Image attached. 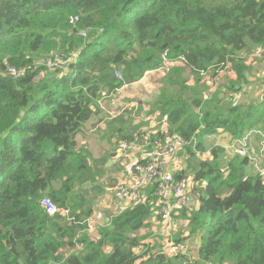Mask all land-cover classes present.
I'll list each match as a JSON object with an SVG mask.
<instances>
[{
    "label": "trees",
    "instance_id": "16d2710c",
    "mask_svg": "<svg viewBox=\"0 0 264 264\" xmlns=\"http://www.w3.org/2000/svg\"><path fill=\"white\" fill-rule=\"evenodd\" d=\"M257 50L264 54V0H0V264H264V170L237 153L223 162L224 147L205 141L219 131L264 137V78L252 74L263 62ZM164 52L157 96L123 137L131 140L153 116L166 130H145L187 140L174 176L188 177L193 196L172 214L169 234L149 185L137 202L94 224L91 236L83 220L95 211L92 199L114 186L105 166L113 154L91 157L76 135L102 92L158 71ZM74 53L64 69L46 60ZM227 63L229 73L216 74ZM28 65L16 78L6 72ZM45 197L76 221L51 223ZM166 238L180 246L172 255Z\"/></svg>",
    "mask_w": 264,
    "mask_h": 264
},
{
    "label": "built area",
    "instance_id": "2783aa9c",
    "mask_svg": "<svg viewBox=\"0 0 264 264\" xmlns=\"http://www.w3.org/2000/svg\"><path fill=\"white\" fill-rule=\"evenodd\" d=\"M77 17L70 18L71 25L74 24ZM55 54L54 59L46 58L47 63L54 69H63L67 64L73 61V57ZM163 68H167L169 62L166 58V53L162 54ZM230 63L219 65L216 73H229L228 68ZM30 66L20 68L7 67L6 72L9 76L16 78L26 73ZM118 77H121L119 71H115ZM260 134L259 131H251L248 136L243 135L241 138L235 139L239 147L236 153L250 157L249 153H245L244 146L248 145L252 135ZM132 139L125 138L118 142V148L122 150L123 155L128 157L126 164L117 174L114 180V186L111 188V193L116 194L115 201L121 202L124 205L137 202L144 194L147 186H154V195L157 197L156 214L161 220L162 231L169 234L173 226L172 214L178 209L189 204L193 196L190 180L187 176H174V172L181 169L180 163L176 162L177 149L187 143L181 135L177 133L164 132L159 136L155 135L154 131L137 130L132 134ZM152 136V137H151ZM140 151V156L134 157L133 153ZM260 155L264 156V138L259 140ZM131 154V155H130ZM116 155H121V152H116ZM132 156V157H130ZM46 214L51 223H70L75 222L68 207H57L54 202L45 197L41 200ZM89 218L83 220L88 225V229L93 227V222ZM90 222V223H89ZM168 243V239L164 240Z\"/></svg>",
    "mask_w": 264,
    "mask_h": 264
},
{
    "label": "rangeland",
    "instance_id": "374dc122",
    "mask_svg": "<svg viewBox=\"0 0 264 264\" xmlns=\"http://www.w3.org/2000/svg\"><path fill=\"white\" fill-rule=\"evenodd\" d=\"M140 3L137 2V5ZM254 55L256 57H259L262 59V64L261 66L255 65L252 69V74L254 76L262 77L263 76V68H264V54H259V51L257 50L256 52H254ZM254 61V60H253ZM39 61H36V63L40 64ZM255 62V61H254ZM51 67V66H50ZM54 69V67H51ZM49 71H52L49 69ZM164 69L163 68H159L158 71L156 72H150L147 73L142 79H140L137 82H132L131 84H127L122 86L121 88H119V90L111 92V93H107V92H102L99 98V102H101V100L105 97L107 100H109L110 102H112L113 105L116 106L117 109L121 110V106L118 105V102L116 103V100L123 102V104L126 102V104L124 106H126V108L124 109V112L127 114V118L129 115H134L136 118H138L139 120L142 121L143 115L142 113H146L149 110V106L147 105V100L149 99H153V95L157 96L156 91L159 88V80L160 77L162 76V74L164 73ZM217 74V73H216ZM208 75V74H205ZM207 86H210V84H206ZM254 86V85H253ZM254 89V87H253ZM132 99V101H128ZM104 100V99H103ZM140 101V102H139ZM135 104H139L141 106V108L137 109V107H135ZM112 105V106H113ZM133 105V107L128 108L127 106ZM123 115V113L121 114ZM126 117V116H125ZM135 117H133V120H136ZM140 121V122H141ZM139 122V123H140ZM146 124H152L153 125V129H159L162 125L164 126V130H166L165 127V123L162 121H157L155 120V118L153 116H149L148 119L146 118ZM87 125H83V127H81L82 129H85ZM251 131L254 130H249L247 131L244 135L248 136V134H250ZM110 132L107 129H103V131H98V133H95V130L93 132H88L89 136L86 137L87 142H88V147L90 149H87V143H85V149H87V151L91 154V157H97L99 156L101 150L103 152L104 148L107 146V142H109V140L111 139V137L107 134H109ZM264 138L261 134H257V135H252V138L249 142L248 145L244 146L245 149V153H249L250 155V159L251 161H253V167L255 168V170H259L262 168V171L264 170V156L260 155V151H259V140ZM77 139V143H81L82 138L81 135L78 132V135L76 137ZM207 144H216L219 146H223L224 147V154H220V158L222 159V161H226V159L228 158L227 156L229 154H233L236 153V149L239 147L238 142L235 139L229 138V136L223 132V131H219L216 132L214 134H211L209 136L206 137L205 139ZM209 146H207L206 149H208ZM84 148V147H83ZM117 152H121V155L119 156H113L110 157L107 161H109V164H105L106 168H109V171L107 173L108 176H110L114 182V180L116 179L117 174L121 171L122 168L119 167V164H124V166L126 164H128V157L122 156L123 152L122 150H120V148H116ZM102 155V153L100 154ZM131 155V154H130ZM209 155L208 150L205 151L204 153H201L200 157L201 158H206ZM121 157V158H120ZM178 159V156L176 157ZM91 160V158H90ZM122 160V161H120ZM179 161H181L180 159H178ZM113 163L112 167H109L111 164ZM113 192L114 190L111 189ZM88 195L93 196V194H91L89 192ZM106 198H107V194L104 193V199L103 197L100 198H93V204H94V208L95 211L92 215L91 218H89L91 221L93 222V224H102L104 222H107L105 220L107 214H112V213H116L121 209H124L125 207L129 206V205H124L121 202H117L115 201L117 199L116 194L113 193V195L111 196V200L112 202L109 204H104L106 202ZM192 203L195 205L196 204V200H192ZM117 207V208H115ZM103 208V209H101ZM100 213V216L98 219L102 218L103 221L100 222L96 219V215L97 213ZM89 222V223H90ZM153 232H158V227H156V222H153ZM95 225V226H96ZM181 225V222H177L175 224V231L179 228V226ZM94 227V225H93ZM91 228V236H96L97 232L95 230V228ZM158 230V231H157ZM185 233H187V231H185ZM154 237H150L148 239L147 242L152 243L154 240ZM172 242H168L166 243L165 241L162 242V247L163 250L169 254L172 255L173 253H175V251L177 250L178 247L173 248L172 249ZM184 252L186 253V255H188V257L190 258V260H193V249L189 246V243L187 242V246L184 247ZM176 262H182L184 260H180V259H176Z\"/></svg>",
    "mask_w": 264,
    "mask_h": 264
},
{
    "label": "crops",
    "instance_id": "0c3cea01",
    "mask_svg": "<svg viewBox=\"0 0 264 264\" xmlns=\"http://www.w3.org/2000/svg\"><path fill=\"white\" fill-rule=\"evenodd\" d=\"M175 63L177 66L183 67V65L180 62H175ZM207 76H209V75H205L204 73H202V77H207ZM259 78H262V77H259ZM190 83H192V81ZM207 83L210 84L211 82L208 81ZM194 85L195 84H193L192 86H194ZM251 89H252V86L249 87V90H251ZM117 90H119V89H117ZM105 97H107V96H105ZM105 97L103 98L104 100L102 99L100 103H98L99 102V100H98V102H97L98 104L95 107V114H93L91 116V118L84 123V125H87V126L85 129H81V131L79 132V134L81 135L82 141L80 144L77 143V145L79 147L86 148L84 145H85V143H87V149H90L88 147V142L86 139V137L89 136L88 132H93L95 130V133H98V131L102 132L103 129L105 128L110 132L107 135H109L111 137V139L109 140V142L106 143L107 146L104 148L103 152L101 150L100 154L102 153V155L99 154V156H97V157L107 156L110 154H113V156L116 157L117 156L116 155V152H117L116 148L118 146V142L123 137L124 128L131 129V127H129V124H138L141 120L136 118L133 114L129 115L127 118V114L124 112V109L126 108V106H124V105L126 104L127 101L123 104V102L116 100V103L118 102V105L121 106V110H119L116 108L115 105L112 104V102L107 100ZM128 101H132V99H130ZM147 105H148V103H147ZM139 106H140L139 104H135V107H137V109ZM127 107L131 108V107H133V105H130ZM122 113H123V115H121ZM146 113H144V114L142 113L143 117L146 116ZM133 117H135L136 120H133ZM147 119H148V117H147ZM110 121L113 122V126L109 129L108 122H110ZM149 128H153V125L145 123L140 127V129H143V130L149 129ZM137 130H135V131H137ZM135 131H133V132H135ZM77 135H78V133H77ZM77 135H76V137H77ZM117 136H118V140H117ZM123 138H125V137H123ZM113 156L110 155V157H113ZM120 161H122V160H120ZM176 162L180 163V165H181V161H179L177 158H176ZM123 167H124V164L122 163L120 168H123ZM111 188H108L107 191H105V193L107 194V198H106V202L104 204H109L112 202V200H111L112 193L110 190ZM103 199H104V197H103ZM115 208H117V207H115ZM101 209H103V208H101ZM99 216H100V213L98 212L96 215V219L98 221L102 222L103 220L98 219Z\"/></svg>",
    "mask_w": 264,
    "mask_h": 264
},
{
    "label": "water",
    "instance_id": "95a60500",
    "mask_svg": "<svg viewBox=\"0 0 264 264\" xmlns=\"http://www.w3.org/2000/svg\"><path fill=\"white\" fill-rule=\"evenodd\" d=\"M109 164V161H107L106 162V164ZM77 191H79V192H81L84 196H88V194H89V186H83V187H81V186H76V188H75Z\"/></svg>",
    "mask_w": 264,
    "mask_h": 264
},
{
    "label": "clouds",
    "instance_id": "9594fccd",
    "mask_svg": "<svg viewBox=\"0 0 264 264\" xmlns=\"http://www.w3.org/2000/svg\"><path fill=\"white\" fill-rule=\"evenodd\" d=\"M74 57H75V56H74ZM74 57H73V58H74ZM65 68H66V67H65ZM63 69H64V68H63Z\"/></svg>",
    "mask_w": 264,
    "mask_h": 264
},
{
    "label": "bare ground",
    "instance_id": "6f19581e",
    "mask_svg": "<svg viewBox=\"0 0 264 264\" xmlns=\"http://www.w3.org/2000/svg\"><path fill=\"white\" fill-rule=\"evenodd\" d=\"M170 74V73H169ZM174 78V77H173Z\"/></svg>",
    "mask_w": 264,
    "mask_h": 264
}]
</instances>
